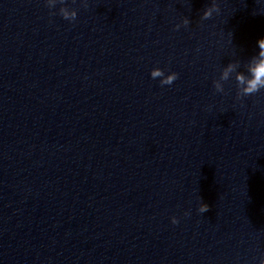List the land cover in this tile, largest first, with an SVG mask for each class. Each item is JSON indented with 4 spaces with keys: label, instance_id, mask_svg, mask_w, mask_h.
I'll use <instances>...</instances> for the list:
<instances>
[{
    "label": "water",
    "instance_id": "95a60500",
    "mask_svg": "<svg viewBox=\"0 0 264 264\" xmlns=\"http://www.w3.org/2000/svg\"><path fill=\"white\" fill-rule=\"evenodd\" d=\"M217 2L0 0V264L264 258V0Z\"/></svg>",
    "mask_w": 264,
    "mask_h": 264
},
{
    "label": "clouds",
    "instance_id": "9594fccd",
    "mask_svg": "<svg viewBox=\"0 0 264 264\" xmlns=\"http://www.w3.org/2000/svg\"><path fill=\"white\" fill-rule=\"evenodd\" d=\"M50 4L54 2V0H49ZM63 16L65 19H68L70 14L67 10H62ZM220 6L217 0H213V3L206 7L201 15V20L210 19L213 14H219ZM76 13H71L72 17H75ZM191 23L188 17L183 18V25L187 27ZM180 26H176V30H179ZM259 52L256 56L252 58V61L249 65V75L245 76L243 73H237V82L242 85V89L237 99L242 100L244 97L254 95L259 93L261 90H264V38L258 40ZM235 64L230 62L224 68L221 73V80H226L229 74L234 70ZM151 77L155 79L156 77H161V85H172L174 81L178 79L177 72H170L167 75L163 72L162 69L154 68L151 73ZM215 87L218 92H223V87L219 81L215 82ZM208 210V206L205 204H200L199 211L201 213L206 212ZM188 215V213H185ZM171 222L173 224H178L180 221L176 216L171 217ZM259 264H264V258H260Z\"/></svg>",
    "mask_w": 264,
    "mask_h": 264
}]
</instances>
